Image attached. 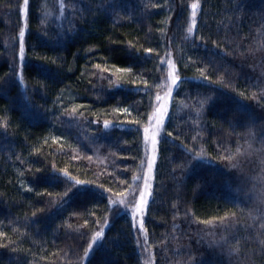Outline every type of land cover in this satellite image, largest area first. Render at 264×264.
Returning a JSON list of instances; mask_svg holds the SVG:
<instances>
[{"label":"trees","instance_id":"1","mask_svg":"<svg viewBox=\"0 0 264 264\" xmlns=\"http://www.w3.org/2000/svg\"><path fill=\"white\" fill-rule=\"evenodd\" d=\"M22 6L0 0V264H264V0Z\"/></svg>","mask_w":264,"mask_h":264},{"label":"rangeland","instance_id":"2","mask_svg":"<svg viewBox=\"0 0 264 264\" xmlns=\"http://www.w3.org/2000/svg\"><path fill=\"white\" fill-rule=\"evenodd\" d=\"M173 77H176L174 75V73H171V86L169 88V90L167 92H165L164 94L159 95V99L157 100L158 105L156 110L153 112V114L151 115V119H150V125L148 126L149 131L147 133H145V139L147 136V139L145 140V149L147 151V160H146V168H145V172H144V178H143V183H142V189L141 191H144V184H145V173L148 172V162L149 159L151 157H157V151H158V135L161 131L162 125H160L159 127H157V121L159 120V109H161L162 107L168 110V106H169V102H170V98L173 92V88L175 87V84L172 83ZM178 81V80H177ZM177 83V82H176ZM171 92V95H169V93ZM167 113V112H166ZM166 117V114L164 116V119ZM153 134L156 135V140L157 143L154 146L152 143V136ZM156 161V159H155ZM155 161L153 162V170H154V165H155ZM153 170L150 174V178L148 180L149 185H152V180H153ZM151 188V187H150ZM150 188L147 189V192L150 193ZM141 194V193H140ZM149 199V196H148ZM140 200V196L138 198V201L136 202V205L134 206V210H133V218L134 221L137 223V225L142 228V219H143V214L145 212V207L146 205L141 209V210H137V204L139 203ZM146 264H151L149 262V260L146 261Z\"/></svg>","mask_w":264,"mask_h":264},{"label":"snow or ice","instance_id":"3","mask_svg":"<svg viewBox=\"0 0 264 264\" xmlns=\"http://www.w3.org/2000/svg\"><path fill=\"white\" fill-rule=\"evenodd\" d=\"M29 3V0H24V6H27ZM22 6L21 7V12H26L27 11V8ZM191 8L193 9V12H192V16H193V23H195V16H196V9H197V4L193 3L191 5ZM189 31H191V28H189ZM23 36H24V32L23 30L21 29L20 31V37H21V48H20V51H21V54L23 53L24 51V46H23ZM146 51L148 52H151V49H147ZM180 79L179 77H173V80H172V83L173 84H176L177 80ZM169 95H171V92L169 93ZM159 99V97L157 98ZM167 112V109L165 108H161L159 109V120L157 121V127H159L160 125H162L164 123V116ZM151 119V117H150ZM107 123V122H106ZM145 133H147L149 131L148 128H145L144 129ZM171 135V134H169ZM261 135L264 136V130H262L261 132ZM146 139H147V136H146ZM152 143L153 145L155 146L156 143H157V140H156V135L153 134L152 136ZM201 153H198L197 155H200ZM156 157H151L149 159V162H148V172L145 173V184H144V191H141V194H140V200H139V203L137 204V210H141L149 201H148V196L151 194V193H148L147 192V189H149L151 187V185H149L148 183V180L150 178V174L153 170V162L155 161ZM227 159H232L231 156L227 157ZM78 183H82V182H78ZM262 227H264V225H262ZM97 236L100 235V233H97L96 234ZM261 244H264V240H261ZM89 247H91V245H89Z\"/></svg>","mask_w":264,"mask_h":264}]
</instances>
